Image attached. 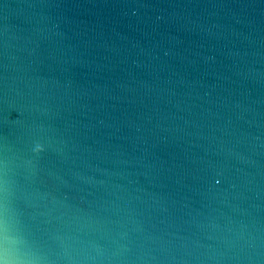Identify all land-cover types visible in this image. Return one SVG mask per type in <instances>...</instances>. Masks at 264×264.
<instances>
[{"label":"water","instance_id":"obj_1","mask_svg":"<svg viewBox=\"0 0 264 264\" xmlns=\"http://www.w3.org/2000/svg\"><path fill=\"white\" fill-rule=\"evenodd\" d=\"M0 264H264V0H0Z\"/></svg>","mask_w":264,"mask_h":264}]
</instances>
